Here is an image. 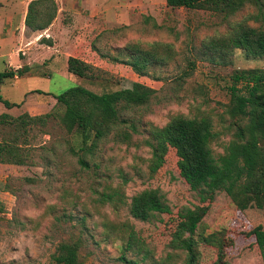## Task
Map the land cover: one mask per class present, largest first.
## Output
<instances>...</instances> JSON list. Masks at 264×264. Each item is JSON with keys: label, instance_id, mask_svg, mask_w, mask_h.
<instances>
[{"label": "rangeland", "instance_id": "374dc122", "mask_svg": "<svg viewBox=\"0 0 264 264\" xmlns=\"http://www.w3.org/2000/svg\"><path fill=\"white\" fill-rule=\"evenodd\" d=\"M29 1L0 0V49L6 47L0 72L13 63L27 68L0 84V96L19 104L9 117L60 115L53 97L74 86L99 94L139 83L155 90L157 101L124 111L136 133L121 125L91 154H83L80 135L54 116L24 126L0 124V143L22 160L0 163V264H55L58 246L67 242L77 244L80 264H184L186 224L198 214L196 264H261L251 231L256 224L264 229L261 212H239L222 192L200 201L191 188L202 170L180 147L168 146L162 166L150 173L144 144L150 128L174 116L206 117L214 133L211 153L222 154L231 139L224 111L231 75L264 69L253 44L241 49L227 42L239 27L264 32V21L250 18L254 8L226 16L169 9L164 0H53L54 33L32 43L37 36L20 24ZM144 53L147 63L138 75L127 62ZM68 57L91 66L96 78L68 74ZM150 189L162 194L168 212L134 220L129 199Z\"/></svg>", "mask_w": 264, "mask_h": 264}, {"label": "trees", "instance_id": "16d2710c", "mask_svg": "<svg viewBox=\"0 0 264 264\" xmlns=\"http://www.w3.org/2000/svg\"><path fill=\"white\" fill-rule=\"evenodd\" d=\"M164 5L169 9L222 12L226 16L248 5L254 8V14L250 15V18L264 21V0H164ZM55 13L53 0H31L26 6L23 25L31 32H41L50 25ZM227 42L232 46L230 48L241 49L249 47L251 43L264 57V32L256 34L254 30L239 27L238 32L229 37ZM210 44L212 45V42ZM147 55L144 53L137 58L130 55L131 61L127 62V65L136 74L143 75L141 69L143 64L147 63L145 59ZM25 69L27 68L0 72V84L5 80L22 76ZM91 71V66L86 63L75 58H67L68 74L90 80L96 78ZM227 91L228 102L224 105V111L229 119L231 139L223 147L222 154L214 158L209 148L214 133L208 118L188 119L177 115L164 126L148 130V138L144 141L150 152L148 171L154 173L162 166L168 146L180 147L202 170L198 183L191 188L200 201L211 200L216 193L222 192L239 212L254 208L264 217V69L234 71ZM35 93L41 94L38 91ZM53 99L62 108L60 115L49 112L42 116L23 114L11 118L2 113L0 124L24 126L26 122H43L54 116L67 132L76 131L80 135L82 144L80 150L83 154H91L98 141L106 138L121 125H125L130 133H136L133 124L122 118L124 111L147 107L152 101H157L156 91L139 83H133L128 89L104 91L99 94L81 86H74L54 96ZM0 104L5 109L19 106L17 103L4 100L1 96ZM122 138L127 140L128 135L123 134ZM14 151V147L0 143V163L21 164L22 160ZM5 156L11 157V160H6ZM78 163L85 166L80 158ZM127 209L130 217L140 222L148 221L155 214L168 212L162 194L155 189L143 190L133 195L129 199ZM200 215L192 216L186 224L184 264H196L197 256L192 237ZM251 231L261 264H264V229L260 224H256ZM77 249L75 243H62L58 246L53 261L55 264H80ZM125 263L135 264L132 261Z\"/></svg>", "mask_w": 264, "mask_h": 264}, {"label": "crops", "instance_id": "0c3cea01", "mask_svg": "<svg viewBox=\"0 0 264 264\" xmlns=\"http://www.w3.org/2000/svg\"><path fill=\"white\" fill-rule=\"evenodd\" d=\"M1 16V15H0ZM24 19V15H23V17H22V19H21V21H20V24H21V27L23 28V31H24V25H23V20ZM1 22L2 21H0V36H1V34H2V26H1ZM56 22V21H55ZM55 22H53V24H51V25H49L45 30H43V31H41L42 32V34H41V32H31L30 31V37L32 38V37H34V35H32L33 33H35V36H37V40L35 39L34 41H31L32 43H35V41H39V39H40V37H42L43 35L45 36V37H47L49 34H52V33H54L53 32V30L51 29L52 28V26L53 25H56L55 24ZM47 33V34H46ZM11 35H13V33L11 34ZM6 47H2L1 49H0V59H3V58H5L6 57ZM5 67H8V68H11L12 70H15V69H17L19 66L18 65H16V64H8V65H6ZM11 103V102H10ZM13 108H15V107H13ZM11 109V108H10ZM10 109H5L3 106H2V110H1V114L3 113V114H7L8 113V110H10Z\"/></svg>", "mask_w": 264, "mask_h": 264}]
</instances>
